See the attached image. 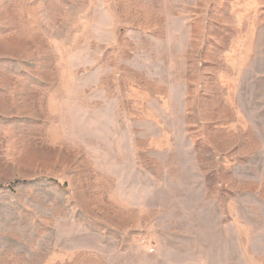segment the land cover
<instances>
[{
    "label": "rangeland",
    "instance_id": "1",
    "mask_svg": "<svg viewBox=\"0 0 264 264\" xmlns=\"http://www.w3.org/2000/svg\"><path fill=\"white\" fill-rule=\"evenodd\" d=\"M0 264H264V0H0Z\"/></svg>",
    "mask_w": 264,
    "mask_h": 264
}]
</instances>
